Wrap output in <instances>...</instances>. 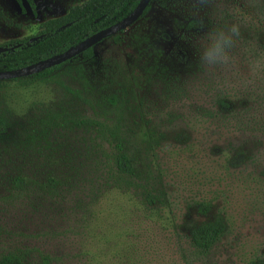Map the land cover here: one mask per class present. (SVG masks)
Returning <instances> with one entry per match:
<instances>
[{"label":"rangeland","instance_id":"1","mask_svg":"<svg viewBox=\"0 0 264 264\" xmlns=\"http://www.w3.org/2000/svg\"><path fill=\"white\" fill-rule=\"evenodd\" d=\"M86 1L35 0L34 16L0 0V44L35 36ZM262 1L152 0L92 58L0 81V260L264 264V60L240 54L241 34L258 37ZM232 24V62L210 75L196 42ZM38 81L55 102L19 115L9 86ZM122 154L132 175L117 167ZM218 219V242L194 247L192 231Z\"/></svg>","mask_w":264,"mask_h":264},{"label":"trees","instance_id":"2","mask_svg":"<svg viewBox=\"0 0 264 264\" xmlns=\"http://www.w3.org/2000/svg\"><path fill=\"white\" fill-rule=\"evenodd\" d=\"M15 2L22 13H26V3L32 14L34 16L38 15L35 0H15ZM140 2L141 0H87L82 5L73 6L63 17L45 22L37 35L0 44V72L28 68L57 57L94 34L124 21L135 12ZM259 6L264 11V0L262 5L259 4ZM149 9L150 5L143 16ZM257 24V38L254 36L249 37V35L244 37V33L241 34L246 42L240 48V54L243 57L254 54L258 60H264V40L262 39L263 34H260V31H264V21L262 19L258 20ZM82 55L92 58L94 47H90ZM69 62L30 77H47ZM257 72L264 74V63L262 67L257 68ZM25 79H16V81ZM217 104L224 110H229L233 105V101L229 97H221ZM0 126H3L2 123H0ZM116 164L121 172L128 175L133 174L131 162L126 155L119 156ZM225 231L226 225L222 219L203 224L192 231V244L198 249L210 250ZM0 264L23 263L15 256H8L0 260Z\"/></svg>","mask_w":264,"mask_h":264},{"label":"clouds","instance_id":"3","mask_svg":"<svg viewBox=\"0 0 264 264\" xmlns=\"http://www.w3.org/2000/svg\"><path fill=\"white\" fill-rule=\"evenodd\" d=\"M201 4H207L208 0H199ZM240 37V28L232 24L204 33L197 42L198 63L208 74H214L218 69H223L232 62V49ZM10 94L23 103V111L19 115L26 114L34 104L49 105L55 102L54 89L41 81L28 87H20L15 84L9 86Z\"/></svg>","mask_w":264,"mask_h":264},{"label":"water","instance_id":"4","mask_svg":"<svg viewBox=\"0 0 264 264\" xmlns=\"http://www.w3.org/2000/svg\"><path fill=\"white\" fill-rule=\"evenodd\" d=\"M152 0H141L140 4L138 5L135 12L125 19L124 21L104 30L99 33L94 34L93 36L89 37L88 39L82 41L77 46L71 48L70 50L66 51L63 54H60L57 57H54L48 61L38 63L28 68L15 70L11 72H0V81H7V80H16L21 78L30 77L36 75L40 72L48 70L50 68L60 66L65 64L72 59L81 55L84 51L89 49L90 47H94V45L101 43L102 41L121 33L122 31L128 29L133 24H135L144 14L148 6L151 4ZM1 52V50H0Z\"/></svg>","mask_w":264,"mask_h":264}]
</instances>
